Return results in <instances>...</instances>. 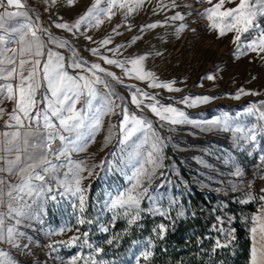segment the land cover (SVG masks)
<instances>
[{"label": "rangeland", "instance_id": "rangeland-1", "mask_svg": "<svg viewBox=\"0 0 264 264\" xmlns=\"http://www.w3.org/2000/svg\"><path fill=\"white\" fill-rule=\"evenodd\" d=\"M31 1L35 2V15L44 10L47 23L42 26L49 29L57 38L67 40L79 57L86 62V66L97 63L120 77L122 81L120 83L109 77L105 79L115 92L127 101L130 111H138L131 103L130 92L135 88H141L155 96L162 104H171L196 121L228 113L241 125L264 123L258 121L255 116H237L238 112L242 113L245 107L252 104L264 110V52L258 54L249 50L245 54L237 53L236 45L233 43L235 33L218 36L216 30L209 29L208 20L201 14L218 0H211V3L208 0H175L177 4L175 8L171 7L172 0H145L142 6L127 17H125L127 9L116 8L111 20L104 18V23L99 27L82 26L75 34L56 28L53 22L69 24L75 22L93 0H74L71 6L67 4V0H56L55 3H52V0ZM162 3L168 7L161 8ZM237 4L239 0H232L231 3L226 0L224 7L234 8ZM176 12H180L184 19L176 21L166 19ZM157 22V27L141 31L143 25ZM260 23L264 26V19H261ZM180 24L186 25L182 31H178ZM113 29L116 31L113 32ZM257 34V31L253 30L242 39L251 41ZM107 37H111V43L101 47L99 42ZM134 37L138 39L132 42ZM121 45L123 47H120ZM48 47L65 57L72 55L66 48H57L52 44ZM92 48H99L100 55L93 54L90 51ZM108 49H116L117 52L114 54ZM140 55L146 57L143 61V68L146 71L153 72L161 82L175 81L173 87L180 91L150 88L149 81L138 80L135 75L129 78L124 75L121 68L108 65L100 58L107 56L126 60ZM126 67L132 66L127 64ZM67 71L75 75L80 70L67 68ZM99 75L103 76V73ZM208 75H212L214 79H207ZM129 85L133 87H127ZM98 87L103 92V86ZM240 89L246 93L257 94H242L239 99L233 98ZM185 96H208L213 99L188 107L179 103ZM151 102L145 100V103ZM138 114L151 120L154 129L165 141L163 167L157 169L151 182L144 185L148 189V194L141 200L143 212L150 213L152 217L162 218L181 217L178 215L180 212H183L184 216V200L192 189L213 193L238 203L241 199H246V194L251 192L257 199L250 202H259L257 212L251 216V230L252 217L259 216L264 207V201L258 199L264 195L261 191L264 189V134L257 137L255 144L238 148L232 132L202 131L203 125L196 124L168 125L146 108ZM121 119L122 116L117 114L106 115L101 130L95 134V139L90 141L83 151L71 153L73 161H83L86 168L92 171L91 176H88L87 171L81 173V176L87 177L81 181V187L86 189L84 211L80 212L77 197L57 195L56 201L49 199L46 203L41 202L43 211L39 219H26L19 226V230L25 233L18 241L20 246L12 247L6 242L0 244V250L10 253L18 264H70L71 259L77 255L83 258L77 260L76 264H91L89 257H94L97 262L103 261L104 264L147 262L142 258L138 262L137 256L149 242L148 238L132 240L121 256L116 260H108L101 252L96 253L95 248L98 246L88 240V235L84 236V233L93 228L95 221L97 234H108L109 231L104 232L101 229L112 228L116 221H124L130 226L128 219L123 215V209L112 210L106 206L111 198L130 188L134 183L129 177L132 176L136 161L127 159L129 149L119 143ZM110 124L116 125L113 129L115 134L110 142L105 144ZM147 147L145 145V148ZM102 161L105 163L100 166ZM237 166L242 173L239 177L232 175ZM67 171L68 168L64 167L57 173L60 180L65 178L64 173ZM48 183L53 185L55 191L56 181L49 179ZM93 183L95 187L90 194L89 190ZM154 208H159L166 215L154 213L151 211ZM81 218L86 221L92 220V223L80 224L78 220ZM10 221L14 223L13 220ZM139 221L131 226L137 225ZM72 237L80 239L72 246L60 243L67 242ZM85 239L93 248L84 244Z\"/></svg>", "mask_w": 264, "mask_h": 264}, {"label": "snow or ice", "instance_id": "snow-or-ice-1", "mask_svg": "<svg viewBox=\"0 0 264 264\" xmlns=\"http://www.w3.org/2000/svg\"><path fill=\"white\" fill-rule=\"evenodd\" d=\"M55 2L56 0H52V3ZM144 2L145 0H93V3L75 22L71 24L53 22V24L58 29L75 34L82 26L99 27L104 23V18L111 20L116 8L127 9L125 12V17H127ZM208 2L211 3V0ZM225 2L226 0H218L201 14L208 20L209 29L216 30L218 36H224L230 32L235 33L233 43L236 45L237 53L245 54L249 50L258 54L264 52V26L260 23L261 19H264V0H239V4L234 8H225ZM227 2L231 3L232 0H227ZM73 3L74 0H67L69 6ZM6 5L8 8H15L16 11L9 12L5 8L3 14H0V81H4L0 83V97L13 100L15 107L9 115V120L5 122L8 130L0 131V172L18 175L20 183L9 184V190L5 193L3 187L5 180L0 177V206L4 204L3 198L6 194L10 200L7 217L14 221L11 224L6 223L5 213L0 212V242L19 247L18 241L25 235L19 230V226L26 219H39L43 211L41 202L46 203L49 199L56 201L57 195L77 197L80 212L84 211L86 189L81 187V181L87 177L81 176V173L87 171L88 176H91L92 171L86 168L83 161H73L71 153L83 151L87 144L95 139V134L101 130L103 118L106 115L122 116L119 121L121 137L119 143L129 149L127 159L136 161L132 176L129 177V180L134 183L130 188L111 198L109 204L106 205L112 210L123 209V215L128 219L130 226L141 218V213L144 211L141 208V200L148 194V189L144 185L150 183L157 169L163 167L165 145L164 138L154 129L152 121L139 115L138 112L146 108L161 122L172 126L196 124L203 125L202 131L232 132L238 148L255 144L257 137L264 134V123H254L251 126L241 125L228 113L208 120H193L181 109L171 104H162L155 96L146 93L141 88H135L130 92L131 103L138 110L130 111L127 101L120 97L105 79L109 77L120 83L122 82L120 77L97 63L86 66V62L79 57L67 40L57 38L49 29L43 27L39 23V17L33 21L29 12L25 10L24 0H6ZM102 5H107V7ZM160 7L167 8L168 5L162 3ZM171 7H177L175 0H172ZM5 17L8 19L20 17L22 20L6 28ZM166 19L176 21L183 20L184 17L180 12H176ZM157 26L158 22L143 25L141 31ZM185 27V24H180L178 31H182ZM253 30L258 33L254 39L251 41L242 39L245 34ZM115 31L116 29H113V32ZM136 39L138 37H134L132 42ZM99 43L101 47L106 46L111 43V37ZM49 44L57 48H66L72 55L65 57L60 52L49 48ZM12 45L15 46L12 47ZM90 51L95 55H100L99 48H92ZM108 51L114 54L117 52L116 49H108ZM9 52L11 55H8ZM100 58L108 65L121 68L124 75L129 78L135 75L138 80L149 81L148 87L150 88L180 91L173 87L175 81L161 82L153 72L146 71L143 68V61L146 58L144 55L126 60L107 56H100ZM127 64L132 67H126ZM26 65H31V67L25 75ZM67 68L80 71L72 75ZM99 73H103V76ZM207 79L212 80L214 77L208 75ZM12 80L18 81L15 86L11 83ZM101 85L103 92L98 87ZM127 87L132 88L133 86ZM41 88L44 89L43 92H40ZM38 92H40L39 98ZM242 94L256 95L257 93H246L240 89L233 98L239 99ZM211 99L213 98L208 96H185L179 103L192 107L207 103ZM145 100L152 102L145 103ZM242 115L255 116L258 121H264V110L258 109L255 104L245 107L242 113H237V116ZM115 127L116 125H109V134L105 136V144L110 142L115 134L113 132ZM56 141H59V146L53 147ZM145 145L148 147L145 148ZM104 163L102 161L100 166ZM64 167H67L68 171L64 173L65 178L60 180L57 173ZM232 175L236 177L242 175L238 166ZM49 179L56 181L55 191L53 185L48 183ZM233 190H236L235 186ZM261 191L264 192V189ZM246 197L239 203L245 204L257 199L251 192L247 193ZM258 199L264 201V195L259 196ZM73 207L75 208L76 205L74 204ZM151 211L166 215L159 208L151 209ZM178 215L182 216L183 212ZM115 219L116 216L113 217V220ZM252 220L255 226L250 231L254 243L250 249L249 264H264V244L260 243L264 240V207H262L261 214L253 216ZM85 222L91 224L92 220L86 221L83 218L78 220L80 224ZM101 231L107 232L108 228L104 227ZM154 231L160 239H163L167 228L164 224H160ZM220 231L230 238L228 243L231 239H235L234 229L227 232L224 229ZM257 234L259 239H257ZM87 235L88 233H84L85 237ZM79 239V237H72L69 241L60 243L72 246ZM107 243L111 244L113 240L110 239ZM228 243L221 244L217 241L216 247H227ZM84 244L93 248L87 239L84 240ZM152 248L153 244L150 241L147 242L137 256V261L139 262L141 258L148 261L153 255ZM101 251V248H95L96 253ZM82 258L80 255L74 256L70 264H76V261ZM88 259L91 260V264H104L103 261L97 262L94 257ZM0 264H18V262L10 253L0 250Z\"/></svg>", "mask_w": 264, "mask_h": 264}, {"label": "trees", "instance_id": "trees-1", "mask_svg": "<svg viewBox=\"0 0 264 264\" xmlns=\"http://www.w3.org/2000/svg\"><path fill=\"white\" fill-rule=\"evenodd\" d=\"M94 187L93 183L90 194ZM258 205L259 202H232L192 189L184 200V216L162 218L143 212L137 225L116 221L105 235L96 233L95 221L88 240L101 248L102 256L108 260L121 256L132 240L148 238L154 247L152 257L145 264H249L251 216L257 212ZM160 224L167 228L163 239L154 231ZM220 229L225 232L234 229L235 239L228 243L230 238ZM109 239L113 243H106ZM217 241L228 246L218 248Z\"/></svg>", "mask_w": 264, "mask_h": 264}, {"label": "crops", "instance_id": "crops-1", "mask_svg": "<svg viewBox=\"0 0 264 264\" xmlns=\"http://www.w3.org/2000/svg\"><path fill=\"white\" fill-rule=\"evenodd\" d=\"M24 3L26 5L25 10L29 12V14L31 15L33 21L36 20L35 14L36 10L34 7L35 2H32L31 0H24ZM0 14H3V12L5 11V6L6 5V0H0ZM7 11L12 12V11H16L15 8H8L7 7ZM20 20H22V18L17 17L14 19H8L7 17H5L4 23H5V27L9 28L12 27L14 25H16ZM46 39V38H45ZM50 45V44H49ZM48 45V46H49ZM15 45H12V47H14ZM8 55H11V53L9 52ZM19 59V57L17 58ZM31 65H26L25 66V75L27 74V70L28 68H30ZM17 80H12L11 83H13V85L15 86V84L17 83ZM0 83H4V81H0ZM41 90H43V88L40 89V92H42ZM40 92L37 93V96L39 98ZM0 100H2V102H0V131H7L8 129L5 127V122L9 120V115L12 113L14 107H15V103L13 100H9L6 98H2L0 97ZM55 143L59 144V141H56ZM0 177H2L5 180V183L3 185L4 189H5V193H7V191L9 190L8 185H17L20 183V178L18 175H9L6 172H0ZM4 204L2 206H0V212L5 213V219H6V223L11 224V219H9L7 217V212H8V204L10 202L9 197L5 194L4 196ZM13 204H15V202H12ZM252 227L255 226V223L253 221L252 223ZM249 237H251V247L253 246L254 240H253V235L252 233H250ZM257 239H259V235L257 234ZM6 242H0V244H3ZM261 244H264V240L260 241ZM251 249V248H250Z\"/></svg>", "mask_w": 264, "mask_h": 264}, {"label": "built area", "instance_id": "built-area-1", "mask_svg": "<svg viewBox=\"0 0 264 264\" xmlns=\"http://www.w3.org/2000/svg\"><path fill=\"white\" fill-rule=\"evenodd\" d=\"M4 8H7V6H5ZM1 11V10H0ZM1 13V12H0ZM35 17L37 18V17H39V23L42 25V24H44V23H47V17H46V15L44 14V10H41V12L40 13H37V15H35ZM59 146V144L58 143H55L54 145H53V147H58Z\"/></svg>", "mask_w": 264, "mask_h": 264}]
</instances>
